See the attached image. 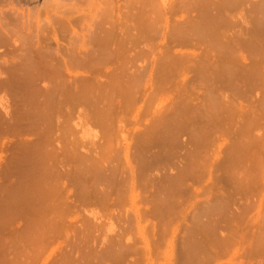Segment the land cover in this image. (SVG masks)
Listing matches in <instances>:
<instances>
[{
	"label": "rangeland",
	"instance_id": "obj_1",
	"mask_svg": "<svg viewBox=\"0 0 264 264\" xmlns=\"http://www.w3.org/2000/svg\"><path fill=\"white\" fill-rule=\"evenodd\" d=\"M0 1L10 2L12 5L14 4L12 7L10 4V7H14V10L16 9L18 11L19 9H22L24 12L30 11L29 13H32L33 15L36 12H40V10H42L43 8L42 5L44 6L43 0ZM128 1H131V3ZM212 2L213 4H210ZM54 3L58 4L57 6L62 8L67 16L69 12H73V10H69L74 9L73 14L71 13L73 18H71L72 16L70 17L69 15V18L71 19L68 18V23L71 25L72 29L76 31L79 37H81L82 34L85 33L87 24L91 23L92 20L96 23L103 20V23L105 25L107 23L106 21L110 9L113 11V21L117 25L116 32H119L121 30L123 33L125 28L122 21L124 20L121 17L127 16L128 19L126 27H129L127 29L129 30V33H127L126 31L125 33L131 35L129 36L130 38L127 36V40L129 39L128 43L131 44V55L127 60L128 64H126L127 69L125 72V76H132L133 78L131 77V80L133 79L134 81L135 79H137V75L139 74L138 77L140 81L139 79H137V83L134 81V84L136 83L134 87L131 85L132 87L129 86V88H124L125 90L128 89L127 92H129L131 88L132 90L134 89L133 91H131V97L133 96L134 98H136V102L128 107L126 103L128 101L129 103L131 102L129 96L130 93L128 95V93H126L124 89H122V87L119 88L118 86H116L118 87V89L122 90V92L126 93V96L124 93H121L120 95V92L116 87L108 84L116 76L118 77L121 75H119V72L116 69L118 67L117 65L121 61V58L119 60L115 59L111 62L112 64H108V68L106 66L105 68H102V70L104 71H101V69H96V73L93 72L95 69H92L93 71H89V68H68L69 70L67 72H62L64 75L62 76V78L64 77L65 79H67V81H74L77 85H82L83 79H91V82L88 80L91 84L95 83L94 80L96 79V83H100L99 87H97L98 85L96 86L95 84L92 85H95L94 88L97 89H95V94H97L99 99L103 98L102 104L104 105V107L107 108L109 101L112 100L111 98H109V96H107L112 92L111 95H113V101H118L120 105L117 106V108L120 109H117V112H112L111 117L109 116L110 118L107 117L105 118L106 120H101L99 114L94 112L95 107L90 104L85 105L84 103L86 107H84L83 104H81L82 106L73 105L75 108L78 107L76 108V110L78 109V111H76L70 103H68L69 105H65L67 106L64 107L65 109L67 108V110L69 111L72 110L73 112L71 113L73 114L75 112L76 114L71 115L72 117L68 115V121H66L67 117L66 119L65 117H62L64 123V125L62 123V130L65 128V131L61 132L65 133H59L63 136L60 135L61 137H59V135H57L56 137L58 138L53 136L55 137V140L53 141V143H51V145L49 144L48 146L53 149V151L59 150L57 145L62 146L61 151L63 152H61L60 154H63L62 156H64V158H62L64 160L60 156L59 157L63 160V171L65 176L63 175L64 179L62 178L63 176L61 177L62 181L59 179V183L63 184L62 199L66 202V208L65 206H63L64 208L62 207V209L60 208L61 210L59 208H56L55 213L58 214L56 215V217L58 218L60 214V220L56 221L58 222L56 223L57 225L54 224L57 227L53 226L46 229L48 230V232L50 231V234L46 233V235H48L45 236V238H49V242L46 243L45 246L43 244L35 245L36 247H40L36 248L34 246L35 248L33 247V250L30 249L34 253L29 250V255L32 256L31 264H264V83H262L261 81L258 82L257 74H253L255 76L253 77L254 79L251 78L253 75L250 74V71L252 69L255 70L257 68L255 71H259L261 66L263 67H261L260 70L264 72V50L261 51L264 47L260 48V45H257L255 46V48L253 47L254 50H252L253 48L251 46V49L247 45L245 48L243 47L244 44L238 43L239 47L237 46V48H239V50L236 48L235 51L238 52L239 57L242 55L244 56V54L248 50L249 51L245 54V60H241L242 62H237L239 60L237 59L236 62L241 63V65L244 64L248 67H245L244 65L240 67V64H238L239 66L235 67V61L231 60L232 58H229L231 62H234L233 65V62L231 63L230 61H227L228 57L230 56H226V61L231 63H229V65L234 66H231L233 68L232 69L229 65H227V62V64L225 63L226 57H224V54L228 52L225 51V53L222 54L224 52V47L222 48V53H220L221 47L216 46L217 51L213 48L216 51L215 52L212 49L214 52L213 53L212 51H209L211 48L208 50L206 44H210L209 42L212 40V36H214L215 34H218L217 37H224L223 39L227 40L228 38L230 39L234 37V35L235 38L239 36L237 32L239 33L240 31V34L243 36V38H246L245 36L247 33L249 35L248 39H253L254 34L256 35L254 39H256L258 35L259 37L261 36V39H264V0H56L54 1ZM57 6L55 10L58 9V13L60 11H63L62 9L59 10V7L57 8ZM212 11L214 12L211 13ZM40 13L41 14L39 15L38 19L32 18L33 16L31 14L32 22L30 23H32V29H35V25L37 26L38 22L42 23V21L45 19L46 16L43 10ZM65 14H60V16L58 15V17L61 19V17H64ZM49 15L50 14H48V18ZM53 15H50L49 20L52 21L51 23L53 24V26H55V28L56 26L58 28L57 23L60 19H56L57 16ZM52 17H55L54 23V19H52ZM221 17L222 19H224L222 20ZM82 18L84 20H82ZM40 19L43 20L39 21ZM226 19L229 20V22H225L224 20ZM35 20H37L38 22H36ZM64 21H62V23L64 22L63 24H65L66 26V19ZM44 22L45 21H43L42 24H44ZM229 23L232 24V27L229 25ZM17 24L18 23H16L15 26ZM233 24H235L237 28L234 27ZM175 25L177 26L175 27ZM199 25L200 29L202 30L199 29ZM120 26H122V28L124 29L122 30ZM119 27L120 29H118ZM212 27H214L213 29L216 28V30L209 31V29H212ZM14 29L17 28L14 27ZM189 29L191 30V33ZM217 29H219L220 31H217ZM207 32L209 34H206ZM242 32H245V36L244 34H242ZM251 32L253 33L252 36H250L249 34ZM125 33L123 34V36L119 32V37L121 36L124 39ZM202 34L205 35V38ZM209 35L211 37H209ZM231 35L233 36L230 37ZM64 36H62V38L61 36L58 37L60 38L58 44L52 42L53 44L51 46L53 48H56L55 46H58V50H64V47L66 49L68 45L67 40L69 38V35L66 34ZM201 36L203 37V40L200 42ZM206 38L207 41L205 40ZM260 38L256 39L259 40V43L263 41ZM181 40L184 44L181 42ZM255 41L253 42V44L255 43ZM202 42L205 43L203 44ZM257 43L258 41H256L255 45ZM263 43L261 44L264 45ZM256 47H258V50H256L257 52H255ZM259 48L261 49L260 51ZM240 49H242L241 52ZM245 49L246 52L243 51ZM2 50L5 51V47H3ZM59 52L61 53V51ZM240 53L243 54L241 55ZM206 54H208V57L210 56L209 58L213 59V62H216L217 60L219 61L221 59V63V61L224 60L223 62L225 63V65H227V67L229 66L232 69V76L237 69L238 71L235 72L233 77H236L238 81L233 80V78V83L231 82L232 84L229 83L228 85L227 79H225L226 75L224 78L223 75H220L223 73L219 72L217 69L216 70L220 74H218L219 76L216 77L217 71L214 70L213 73L209 70L210 68L213 69V67L220 64L216 62L218 63V65H213V67H209L208 69V71H210L209 75L212 83L205 84L204 87L202 85L204 84V81L201 82L200 79L196 77L198 72L196 69V65L198 67L200 66V64L198 63H203ZM216 55H219L218 58H216ZM247 57L250 58L247 59ZM254 58L256 59L255 61H253ZM261 58L263 59L261 60ZM177 61L180 62L179 65ZM256 61H259L260 63ZM250 63L252 65L253 63L256 65H253L251 69L249 68V65L250 67L252 66ZM176 64L181 67L183 65L185 66V70H181V73L183 72V75L180 73L179 67ZM218 67H221V65ZM239 67H244L246 68V70L242 68L243 71L241 72V69H239ZM249 69L250 71L248 72ZM222 70L223 69H221L220 71ZM177 71L179 73H177ZM245 71H247V73ZM243 72H245L246 74L249 73V76H247L248 79L246 77V74H243ZM167 73H169L170 75H168ZM111 74L113 75V77H111ZM162 74L169 77V79L167 77L168 80L166 79L167 82L166 80H161L162 77L164 79V75ZM214 74L216 76H214ZM241 76L243 79L241 78ZM215 77L217 78V81L215 80ZM219 77L222 79H219ZM240 78L242 81L239 80ZM245 78L247 80L244 81ZM198 80L200 82H198ZM220 80L222 81L219 82ZM80 81H82V84L80 83ZM158 81H164L165 83ZM234 81L236 82V84L234 83ZM43 82L44 80H39L37 82V84L39 83V86H37L41 87L39 89L44 90V87L48 86V81H45L44 84ZM218 83L219 86L217 85ZM223 83L226 86H224ZM234 84L236 87L241 84L239 86L240 88H236ZM231 85H233V87ZM9 86L10 85L0 87V100L2 101V108L0 107V216L2 215L0 219V264H6L7 261L4 260H9L12 257H24L26 255V253L28 252V246L21 242L22 239L20 241V237L23 236H21L22 232L23 234L25 233L24 235L29 232V222L31 224L32 219L34 220L33 222H35V216L37 215H32V212H29L28 210L27 212L23 208L16 209L10 205L3 206L5 197L7 195V201H10V203L13 201V199L9 200V198H11L14 193L12 194L11 192L10 194L6 195V193H9L6 185L11 183V181L18 182L22 179L25 180L26 176L23 172H25L24 170H26V165L32 164V167L35 166L37 168V163L43 161L42 159L44 158L40 156V153L47 147L44 146L45 143L43 144L44 147H35L37 144L39 145L40 143H42V140H44L43 137L45 136L44 134H42L43 126H41L38 121L35 120L36 117L29 116V114L26 115L23 109L25 108V106H27L26 104H23V101H25L24 99L27 98L26 96H28L30 92L27 91L25 84L17 86L12 85L13 87ZM112 86L113 90L115 89V91H110L111 89H108ZM234 88L237 89V92H235L236 89ZM238 89L240 91H238ZM208 91L209 93H213L214 95L212 94V96L208 93ZM113 92H115V94ZM122 94L124 96H122ZM204 94H206L207 96ZM221 94L225 95L222 97ZM210 95L213 99L216 97L214 99L215 101H217L218 96L219 102H217L218 106L216 109H219L218 107H221L220 105L223 106V103H225L226 106V103L228 102V107L242 106L248 114L245 112L243 113V111L239 112L240 110L237 111L234 107H232L234 108V110L232 109L230 111L231 108H228L226 106L229 109V113L228 109L224 106L223 109L227 110H224L225 112H222L223 109L221 107L218 111L219 113L221 111L222 114L220 113L219 116V113H216L218 111H215V109L212 114H209L210 118H208V122L211 123L212 128L207 120H205L206 118L198 117V121H194L195 117L189 114L193 122L190 121V118H188L189 115L187 116L188 113L186 115L184 114L186 111L183 113L186 117H182L183 114L182 116L180 114L179 117H177V114L173 116V114L178 112V107L184 104L183 101L186 100L190 102L194 107L196 106V104L201 105L202 102L203 104H206L209 101H213ZM219 98L223 100H219ZM231 102H233L232 105L229 104ZM99 103L101 104V101L98 102V104ZM207 105L208 104H206V106ZM79 106L81 107V109L79 108ZM126 106L128 108H126ZM193 107L192 109L195 108ZM115 108L116 107H114V109ZM3 109L6 110L4 111ZM249 109L253 111L251 112ZM181 110H183V106ZM174 111L176 112L174 113ZM87 113H89L90 116ZM250 113H253L254 115L250 116ZM216 114L218 115L217 117H219L218 119H216L217 117L215 118L214 116ZM176 117L179 120H182L183 118L184 121L182 120V123L180 124V121L177 120ZM185 118L189 120L188 123L186 122L187 119L185 120ZM252 118L257 121V124L259 122L257 126H251L250 119ZM200 119H203L202 121L205 120V124H207L204 126ZM215 119H220V121H216ZM185 122L187 123V125H184ZM245 122L249 123V125L253 128L247 126V123ZM193 123H195V125ZM234 124L237 125L235 126ZM188 125L191 131H188ZM207 125L210 126V131L209 126ZM68 127L72 130L69 131L67 129ZM247 129H249L248 132ZM204 130L209 132L207 133ZM242 130H245L246 134ZM193 131L194 133L196 131L195 135H191V132L193 133ZM236 135L238 136L236 137ZM239 135H242L243 138L242 136L240 138ZM192 136H194L195 138ZM239 141L241 143V147L240 145H238ZM202 144H204V146ZM190 147H192V150L194 151H196L197 149L201 150L199 154L197 152H194L195 159L191 162L189 160V163H187V160L186 163L187 165L190 164L189 166H192L196 163V161H200V164H198V166L200 165L199 167L196 165L194 168H192L185 165V160L187 159V157L186 153L183 152H185L184 150L186 149L191 150ZM238 150H240V152H238ZM232 151L235 153L238 152L239 157L237 158V153L231 154L233 153ZM207 152L210 154H208ZM138 153H143L142 156L144 157L143 159L141 158L142 160L140 158H137ZM196 153L198 154V156L196 155ZM232 155L234 158L232 157ZM20 156H22L23 158ZM196 156L199 158H197ZM184 157H186V159ZM202 157L204 160L202 159ZM210 158L211 161H209ZM236 158H241V161L240 159L238 161ZM201 161H205L206 163L204 162L202 164ZM55 163L56 160L54 161V164ZM228 165H230V167ZM184 166L186 168H183ZM112 168H114L113 171L115 172V174L114 177L112 176L113 179L111 180L110 174L112 172ZM13 169L16 171H14ZM183 169L187 170L184 171ZM202 169L204 170V172ZM34 170L36 169L34 168ZM116 170L119 172L116 173ZM131 172L133 174L132 176H134L133 179H131ZM178 173H180L181 175ZM235 173L238 177L234 175ZM21 175H24L25 177L22 176L23 178H21ZM190 175L193 176L189 177ZM239 178H241L242 180L239 181ZM110 180L112 182H110ZM236 180L238 181L235 182ZM184 181L187 182H185V185ZM180 182L181 184L179 185ZM238 182L240 185L236 184ZM133 184L134 186L132 187ZM219 200L223 201L224 203H220ZM218 202L221 206L218 204ZM228 205H231L230 208ZM213 206H216V208H214ZM6 207L11 208L6 211ZM211 207H213L212 209H214V211L211 209ZM224 209H226V211ZM57 211L60 212L57 213ZM207 211L209 215L208 217L206 215ZM61 213L64 214L62 215ZM221 213L224 215H220ZM19 215L21 218L19 217ZM219 215L221 217H218ZM53 216L55 215L53 214ZM228 216L229 220L226 218ZM209 217L212 218L211 221L209 220ZM27 218H30L31 220L29 221L27 220ZM223 218L225 219L223 220ZM225 220L231 222L227 223V221ZM207 221L208 223L206 224ZM212 222L214 223L212 224ZM209 223L211 224V226L209 225ZM205 224L210 226L211 229ZM216 224L218 225L217 227H215ZM212 225H214L213 228H216L214 230L215 232H217V234H215L217 236L221 235V238L218 237L219 240L223 238L222 243L221 240L220 242L218 241L219 243L217 242L218 238L216 242L213 240V238L217 236H214V234H210L213 230ZM223 226L224 229L227 227L230 228L221 230V227L223 228ZM203 228L207 230L206 231L204 229L206 231L204 233L206 234L202 233L204 231ZM200 231L202 233H200L201 235L198 234ZM15 233H17L16 235L19 239L15 237ZM193 233H195L194 235L198 239H193ZM196 234L198 236H196ZM205 235H207L206 243L209 241L210 237L212 238V240L210 241L212 242V244L210 246L208 244L205 245V241H203L205 240ZM228 235L230 236V240H235L236 246L234 245L233 247H226V245L224 244V240H229V238L225 239L226 237H228ZM256 239L262 241H259V243H261L260 246H257V242L255 241ZM17 240L22 244L18 243ZM15 241L17 243H15ZM213 241L215 242V244L213 243ZM118 242H120V245H118ZM198 242H201L204 245L197 244ZM189 245L190 247L188 248ZM206 246H208V248L210 249L213 248L212 250L207 251L209 254L211 253V257L213 260L207 258L209 256L206 255H204L205 257H203L202 254L203 250L205 249L202 248H205ZM125 248H127V250L130 248L129 250H132L133 252L135 251V253H129L130 251L127 253V250H124ZM190 248L192 254L190 253ZM197 249L199 250L200 254L197 252ZM206 250L208 249L206 248ZM23 251L26 253H24ZM116 251H118L119 253H115ZM211 251L213 252V254ZM193 253H195V255ZM203 258H207L209 259L208 261L211 262L209 263L207 260L204 261L205 259Z\"/></svg>",
	"mask_w": 264,
	"mask_h": 264
},
{
	"label": "bare ground",
	"instance_id": "obj_2",
	"mask_svg": "<svg viewBox=\"0 0 264 264\" xmlns=\"http://www.w3.org/2000/svg\"><path fill=\"white\" fill-rule=\"evenodd\" d=\"M9 1V0H8ZM13 1V0H12ZM29 1V0H28ZM44 1V6L42 5V10H43V12H44V14H45V19L43 20V21H45L44 22V24H42L43 23V21L40 19L39 21H42V23H40V22H38L37 20H35L36 22H38L37 23V26L35 25V29H32V26H31V24L32 23H30V22H32L31 21V19L32 18H34V19H38L39 18V15L41 14L40 12L42 11V10H40V12H36L34 15L32 14V13H29V12H24L22 9H19V10H21V11H17L16 9L14 10L13 8H11L13 5L10 3V2H6V1H0V48H2L3 49V47H5V51L4 50H2V49H0V87H2V86H7V85H10V86H12V85H22V84H25V87H26V89H27V91H29L30 92V94H28V96H26L25 98L26 99H24L25 101H23L24 103L23 104H26L27 106H25V108H23L24 109V111H25V114L27 115V114H29V116H34V117H36V119L35 120H37L38 121V123L41 125V126H43V130H42V134H44V136L45 137H43L44 138V140H42L43 142L42 143H40L39 145L37 144L35 147H40V146H42V147H44V146H47L41 153H40V156H42V157H44L42 160L43 161H40L39 163H37V168L35 167V166H33L32 167V164H29V165H26V167L25 166H23V167H25L26 168V170H24L25 172H23V173H25V176L24 175H21V178H23L22 176H24L25 177V180H19L18 182H15V181H11V183H9V184H7L6 186H7V190L9 191V193H6V195L7 194H10L11 192H12V194H13V196L12 197H14V198H12L11 196V198H9V200L10 199H13V201L10 203V201H7L8 200V195L5 197V200H4V204H3V206H8V205H10V206H13L14 208H23V209H25L26 211L28 210L29 212H32L31 214L32 215H36L35 216V219H36V221L35 222H33L34 220L32 219H30V218H27V220H31L32 222H31V224H30V222H29V232L26 234V235H24L23 234V232H22V229H21V232H22V234H21V236L22 237H20L19 235V237H20V241H21V239H22V243L23 244H25V245H27L28 246V252L26 253V252H24V253H26V255L24 256V257H17V258H10L9 260H4V261H7L8 262V264H31L32 263V256H30L29 255V250L30 249H34L36 246L35 245H38V244H43L44 246H45V244L46 243H48L49 241H48V239H47V237L45 238V236H47L46 235V233H49L48 232V230H46L47 228H49V227H53V226H56L57 224L56 223H58V222H56L57 220H60V218H59V216H60V214H59V216H58V218L56 217V215H58V214H56L55 213V210H56V208H61L62 209V207L63 206H65V204H66V202L62 199V191H63V188H62V186H63V184H61V183H59V179L62 181V179H61V177L64 175V171H63V158H64V156H62L63 154H60L61 152H63V151H61V148H62V146H60V145H57L58 146V148H59V150L58 151H53V149H51L48 145L50 144L51 145V143H53V141L55 140V137L57 136V135H59V137H61V136H63L62 134H64V133H62L63 131H65L64 129L62 130V123H63V118L65 117V119H66V117H67V119H66V121H68V115L69 116H71V115H73V114H76L75 112L72 114L71 112H73L72 110L71 111H69V110H67V108L65 109L64 107H67V106H65L66 104H68V103H70V104H72V106L73 105H76V106H78V105H80V106H82L81 104H83L84 105V103H85V105L86 104H90V105H92V106H94L95 107V109H94V112L95 113H97V114H99V116H100V118H101V120H103V119H105V118H107V117H111V114H112V112H114V111H116L118 108H117V106H119L120 104L118 103V101L116 102V101H113V95H111L112 94V92H111V96L110 95H107V96H109V98H111L112 100H110L109 101V104L107 105L108 107L107 108H105L104 107V105L102 104V99L103 98H100L99 99V97L97 96V94H95L96 92V88H94L95 87V85L97 86V87H99V85H100V83L98 84V83H96L97 81H95L94 80V78H93V80H94V82L95 83H92V84H95V85H92L90 82V80L89 79H86V80H84L83 79V84H82V81H80V83L82 84V85H77L74 81L72 82V81H67V79H65L64 77V79L62 78V76H64L63 75V71H65V72H67L69 69H71V68H77V69H79V68H89L88 70L90 71V70H92L93 72H95L96 71V69L98 70V69H101V71H104V70H102V68H105V66L107 67L108 66V64H112L111 62L112 61H114L115 59L117 60H119L120 58H121V61H120V63L117 65L118 67L116 68L117 70H118V72H119V75L120 76H116L114 79H112L111 80V82H109L108 84H111V85H113L114 87H116V86H118L119 88H121L122 87V89H126L127 87L129 88V86L130 87H134V85L138 82V80L137 79H139V77H138V75H137V79H135L134 81L136 82L135 84H134V81H133V79L131 80V77H128V76H125V72H126V69H127V65L126 64H128L127 63V60L129 59V57H130V43H128V40H127V36L129 37V36H131V35H128L127 33H129V30H127L128 28L126 27V23H127V16H123V17H121L124 21H122L123 23H124V28H125V30H124V32L122 33V31L120 30L119 32H120V34H124L125 33V31L127 32V33H125V38L123 39L121 36L119 37V32H116V27H117V25L115 24V22L113 21V16H112V14H113V11L110 9V11H109V13H108V17H107V23L104 25V23H103V20L101 21V22H95V21H91V23H89V24H87V26H86V31H85V33L84 34H82V36L81 37H79L78 35H77V33H76V31H74V29H72V27H71V25L68 23V21H69V19H71V18H73V16L71 15V13L73 14V12H74V9H71V10H69V9H67V10H69V11H72L73 10V12H69L68 13V16H67V14H65L64 13V10L62 9V8H60L59 6H57L58 4H56V3H54V1H56V0H43ZM64 1V0H63ZM74 1V0H73ZM127 1V0H126ZM128 2H130L131 3V1H128ZM214 2V1H213ZM213 2L212 3H210V4H213ZM112 3V2H111ZM133 3V2H132ZM178 3H180V2H178ZM221 3H223V2H221ZM241 3V2H240ZM10 4H11V7H10ZM62 4V3H61ZM180 4H182V3H180ZM185 4V3H184ZM200 4V3H199ZM204 4V3H203ZM60 5V4H59ZM111 5V4H110ZM238 5V4H237ZM56 6H57V8L59 7V10L60 9H62L63 11H60L59 13L57 12L58 11V9L57 10H55L56 9ZM112 6V5H111ZM70 7V6H69ZM186 7V6H185ZM188 7V6H187ZM224 7H226V6H224ZM66 8V7H65ZM228 8V7H227ZM261 8V7H260ZM49 10H50V12H49ZM67 10H66V13H67ZM77 10V9H76ZM182 10V9H181ZM79 11V10H78ZM106 11V10H105ZM226 11V10H225ZM77 12V11H76ZM75 12V13H76ZM214 11H212L211 13H213ZM221 12V11H220ZM52 13V14H51ZM74 13V14H75ZM216 13V12H215ZM219 13V12H218ZM225 13V12H224ZM31 14H32V18H31ZM48 14H50L51 16L54 14V15H56L57 17H56V19H58L59 17H58V15L60 16V14H65V16L63 17L62 15V17H61V19L58 21V28H57V26H56V28H57V30H56V28H55V26H53V24L51 23L52 21L51 20H49L50 19V15H49V18H48ZM126 14V13H125ZM53 15V16H54ZM69 15H70V17L71 18H69ZM76 15V14H75ZM107 15V14H106ZM128 15V14H127ZM219 15V14H218ZM35 16V17H34ZM99 16V15H98ZM201 16V15H200ZM214 16V15H213ZM221 16V15H220ZM67 17V18H66ZM147 17V16H146ZM148 17H150V16H148ZM41 18V17H40ZM55 17H52V19H54ZM69 18V19H68ZM80 18V17H79ZM220 18V17H219ZM66 19V22H67V24H66V26H65V24H63ZM87 19V18H86ZM91 19V18H90ZM214 19V18H213ZM221 19H222V17H221ZM224 19V18H223ZM222 19V20H223ZM73 20V19H72ZM80 20V19H79ZM82 20H84L83 18H82ZM148 20V19H147ZM54 21H55V19L53 20V23H54ZM62 21H64L63 23H62ZM86 21V20H85ZM89 21V20H88ZM152 21V20H151ZM225 22L227 21V22H229V20H224ZM248 21V20H247ZM56 22H57V20H56ZM55 22V23H56ZM77 22V21H76ZM192 22V21H191ZM195 22V21H194ZM240 22V21H239ZM264 22V21H263ZM16 23H18L16 26H15V24ZM151 23V22H150ZM201 23V22H200ZM85 24V23H84ZM173 24V23H172ZM191 24V23H190ZM196 24V23H195ZM216 24V23H215ZM227 24V23H226ZM237 24V23H236ZM34 25V24H33ZM128 25V24H127ZM178 25V24H177ZM177 25H175V27L177 26ZM187 25V24H186ZM204 25V24H203ZM224 25V24H223ZM229 25L231 26L232 24L231 23H229ZM238 25V24H237ZM18 26V27H17ZM51 26V27H50ZM67 26H68V28H67ZM78 26V25H77ZM122 26H123V24H122ZM122 26H120L121 28H122ZM149 26H151V25H149ZM180 26V25H179ZM183 26V25H182ZM189 26V25H188ZM187 26V27H188ZM196 26V25H195ZM229 26V27H230ZM233 26L234 27H236L237 28V26L235 25V24H233ZM256 26V25H255ZM14 27L15 28H17V29H14ZM83 27V26H82ZM120 27L118 28V29H120ZM172 27V26H171ZM190 27V26H189ZM199 27V29H200V25L198 26ZM224 27H226V26H224ZM232 27V26H231ZM262 27V26H261ZM70 28V29H69ZM80 28V27H79ZM124 28H122V30L124 29ZM178 28V27H177ZM214 27H212V29H209V31L211 30V31H213V30H216V28L215 29H213ZM220 28V27H219ZM50 29V30H49ZM180 29V28H179ZM182 29V28H181ZM184 29V28H183ZM254 29V28H253ZM257 29V28H256ZM151 30V29H150ZM190 30V29H189ZM200 30H202V29H200ZM219 29H217V31H218ZM240 30V29H239ZM205 31V30H204ZM208 31V30H207ZM220 31V30H219ZM225 31V30H224ZM250 31H252V30H250ZM250 31H248V32H250ZM256 31V30H255ZM68 32V33H67ZM159 32V31H158ZM187 32V31H186ZM241 32V31H240ZM240 32L238 33L237 32V34L239 35V36H237L236 38H235V35H234V37H232L233 35H231L230 37H232V38H228L227 40H224L222 37H217V35L218 34H211V35H214V36H212L213 38H212V40L211 39H209V40H211L209 43V45L211 46H209L208 45V43H206L207 44V47H208V50L211 52H213V50L215 49L216 51H217V47H221L220 48V50H221V52L220 53H222V51L224 50V52L222 53V54H224L225 53V51L226 52H228V53H226V54H224L225 56L224 57H228V56H230V57H228V60H227V57H226V59H225V63L227 62V61H230L231 62V60H233V61H235V65H234V62H233V65L236 67V66H239L238 64H240V67L241 66H243V65H241V63H237V62H242L241 60H245L244 59V57H245V54L249 51H247L246 52V49L245 50H243V51H245L246 53L244 54V56L242 55L243 53H240L242 56H240L239 57V54H238V52H236L235 51V49L237 48V46L239 45V44H244L243 45V47H245L246 48V45L247 46H251L252 48L254 47L255 48V46H259L260 45V48L262 47H264V45H262L261 43H263V41H264V39H261L260 37H259V35H258V37L256 38V39H261V40H263L262 42H260L259 43V40H256V39H254L255 37H256V35L254 34L253 35V33L251 34V33H249L250 34V36H252L253 35V39H248V34L246 33V36H245V32L243 33L242 32V34H244V36L246 37V38H243V36L240 34ZM142 33H144V32H142ZM146 33V32H145ZM172 33V32H171ZM170 33V34H171ZM190 33H191V30H190ZM215 33V32H214ZM217 33V32H216ZM66 34H68L69 36V38H68V42H67V47H66V49H65V47L63 48L64 50H58V46H55L56 48H53L51 45L53 44V43H55V44H58V41H59V39L60 38H58V37H60L61 36V38H62V36H64V35H66ZM186 34V33H185ZM206 34H209L208 32L206 33ZM236 34V33H235ZM80 35H81V33H80ZM197 35V34H196ZM202 35H204V34H202ZM124 36V35H123ZM139 36V35H138ZM145 36V35H144ZM65 37V36H64ZM153 37V36H152ZM185 37V36H184ZM209 37H211L210 35H209ZM130 38V37H129ZM135 38V37H134ZM145 38V37H144ZM155 38V37H154ZM176 38V37H175ZM203 37L201 36V40H200V42L203 40L202 39ZM204 38H205V35H204ZM216 38V39H215ZM250 38H252V37H250ZM264 38V37H263ZM183 39H186V38H183ZM193 39V38H192ZM226 39V38H225ZM136 40V39H135ZM194 40V39H193ZM206 41H207V38L205 39ZM258 41V43L255 45V43H256V41ZM205 41V42H206ZM255 41V43L253 44V42ZM53 42V43H52ZM181 42L183 43V41L181 40ZM185 42V41H184ZM190 42H191V39H190ZM199 42V41H198ZM205 42H202L203 44L205 43ZM239 43V44H238ZM63 44V43H62ZM184 44V43H183ZM264 44V43H263ZM65 45V44H64ZM262 45V46H261ZM213 46H215V47H213ZM217 46V47H216ZM145 47V46H144ZM224 47V49L222 50V48ZM239 47V46H238ZM243 47H241V48H243ZM251 47H250V49H251ZM6 48H7V50H6ZM147 48V47H146ZM214 48V49H213ZM225 48H227V49H225ZM248 48V47H247ZM254 48L252 49V50H254ZM259 48V51L261 50ZM213 49V50H212ZM219 49V48H218ZM238 50H239V48H237ZM249 49V48H248ZM207 50V51H208ZM214 50V51H215ZM219 50V51H220ZM241 50L242 49H240V52H241ZM256 50H258V47H256V49H255V52H257ZM264 50V48L261 50V51H263ZM59 51H61V53L59 52ZM64 53H63V52ZM166 51V50H165ZM170 51V50H169ZM208 51V52H209ZM215 51V52H216ZM219 51H218V53H219ZM251 51V50H250ZM258 51V52H259ZM253 52V51H252ZM251 52V53H252ZM214 53V52H213ZM217 53V54H218ZM230 53V54H229ZM261 53V52H260ZM259 53V54H260ZM263 53V52H262ZM62 56H61V55ZM150 54V53H149ZM169 54V53H168ZM228 54V55H227ZM249 54H250V52H249ZM248 54V55H249ZM254 54H258V53H254ZM65 55V56H64ZM208 54H206V56H205V59H204V61H203V63H198V64H200V66H198L197 67V65H196V63H195V65H196V69H197V78H199L200 79V81L202 82V81H204L203 83L204 84H202L203 86L205 85V84H211L212 83V81H211V79H210V71L211 72H213L214 73V70H218L219 72H221V73H223V74H220V73H218V71L216 72V74H217V76L214 74V76H216V77H218L219 75L218 74H220V75H223V77L225 78V75H226V78L225 79H227V84L229 85V83L230 84H232L233 83V80H235V81H238L237 79H236V77H233L234 76V74H235V72H237L238 70L236 69L235 70V72H234V74H233V76H232V67H234V66H232V65H229V63L230 62H227L226 64L227 65H229L228 67H227V65H225V63L223 62V61H221V63H220V60L218 61H216V62H218V63H220L219 65H218V63H216V62H213V59L212 58H209L208 56H207ZM165 56H166V54H165ZM219 56V55H218ZM218 56L216 55V58H218ZM247 56V55H246ZM250 56V55H249ZM255 56V55H254ZM258 56V55H257ZM256 56V57H257ZM58 57H60V58H58ZM170 57H171V55H170ZM174 57V56H173ZM215 57V56H214ZM220 57H221V55H220ZM223 57V58H224ZM57 58H58V61H57ZM137 58V57H136ZM204 58V57H203ZM229 58H232L231 60L229 59ZM248 58H250V57H247V59ZM253 58V57H252ZM168 59V58H167ZM185 59V58H184ZM211 59V60H210ZM236 59V60H235ZM237 59H239L238 61H237ZM260 59V58H259ZM263 58H261V60H262ZM134 60V59H133ZM164 60V59H163ZM174 60V59H173ZM172 60V61H173ZM179 60V59H178ZM201 60V59H200ZM200 60H198V61H200ZM216 60V59H215ZM227 60V61H226ZM250 60V59H249ZM251 60H253V59H251ZM256 59L254 58V60L253 61H255ZM162 61V60H161ZM170 61H171V59H170ZM187 61V60H186ZM237 61V62H236ZM252 61V62H253ZM117 62V61H116ZM129 62V61H128ZM168 62H169V60H168ZM178 62V61H177ZM231 62V63H232ZM243 62H245V61H243ZM251 62V63H252ZM256 62H259V61H256ZM256 62H254V63H256ZM181 63H182V61H181ZM215 63V64H214ZM224 63V64H223ZM230 63V64H231ZM250 63V64H251ZM253 63V65H256V64H254ZM260 63V62H259ZM258 63V64H259ZM164 64V63H163ZM180 64V62H178V65ZM223 64V65H222ZM133 65V64H132ZM171 65V64H170ZM169 65V66H170ZM177 65V64H176ZM175 65V66H176ZM177 65V66H178ZM183 65V64H182ZM193 65V64H192ZM213 65H218V66H220L221 65V67H218V66H215V67H213ZM252 65V64H251ZM253 65L250 67V65H249V68H251L252 69V67H253ZM73 66V67H72ZM135 66V65H134ZM225 66V67H224ZM245 66V65H244ZM110 67V66H109ZM179 67V70H180V73H181V70L183 71V70H185V66L183 65L182 67L181 66H178ZM195 67V66H194ZM209 67H213V69L212 68H210L209 69ZM218 67V68H217ZM239 67V69H241L240 71L242 72L243 70H242V68H244V67H242V68H240ZM245 67H248V66H245ZM261 67H263V66H261ZM261 67H260V69H261ZM69 68V69H68ZM108 68V67H107ZM174 68V67H173ZM177 68V67H176ZM189 68V67H188ZM238 68V67H237ZM135 69V68H134ZM137 69V68H136ZM159 69V68H158ZM162 69V68H161ZM166 69V68H165ZM178 69V68H177ZM176 69V70H177ZM196 69H195V71H196ZM208 69L210 70V71H208ZM221 69H223L222 71H220ZM231 69V70H230ZM245 70H246V68H244ZM248 69V68H247ZM257 69V68H256ZM255 69V70H256ZM259 69V71H255L254 69H252L251 71H250V69L248 70V72L250 71V74H257L258 75V78H257V80H258V82L259 81H261L262 83H264V72L262 71V70H260ZM263 69V68H262ZM76 70V69H75ZM86 70V69H85ZM138 70V69H137ZM171 70H172V68H171ZM178 70V71H179ZM191 70V69H190ZM200 70V71H199ZM254 70V71H253ZM100 71V70H99ZM160 71V70H159ZM177 71V73H179ZM188 71V70H187ZM194 71V70H193ZM192 71V72H193ZM63 72V73H62ZM112 72V71H111ZM113 72H114V70H113ZM133 72V71H132ZM176 72V71H175ZM186 72V71H185ZM246 73H247V71H245ZM245 72H243V74L245 73ZM96 73V72H95ZM172 73V72H171ZM174 73V72H173ZM183 73V72H182ZM181 73V74H182ZM225 73V74H224ZM245 73V74H246ZM168 75H170L169 73H167ZM180 74V75H181ZM249 74V73H248ZM248 74H246V77L247 76H249ZM112 75V74H111ZM162 75H164V74H162ZM183 75V74H182ZM198 75H199V77H198ZM252 76L251 78L252 79H254L253 77H255V76ZM93 76H94V74H93ZM97 76V75H96ZM251 76V75H250ZM111 77H113V75L111 76ZM134 77H136V76H134ZM167 75H164V79H163V77L161 78V80H166L167 79ZM171 77V76H170ZM195 77V78H196ZM215 77V78H216ZM222 77V76H221ZM222 77V78H223ZM228 77V78H227ZM240 77V76H239ZM91 78V77H90ZM95 78H97V77H95ZM133 78V77H132ZM214 78V77H213ZM222 78H220L219 77V79H222ZM234 78V79H233ZM238 78V77H237ZM241 78H242V76H241ZM241 78L239 79L240 81H242L241 80ZM250 78V77H249ZM250 78V79H251ZM168 79H169V77H168ZM167 79V80H168ZM233 79V80H232ZM243 79V78H242ZM247 79H248V77H247ZM246 78L244 79V81L245 80H247ZM251 79V80H252ZM256 79V78H255ZM260 79V80H259ZM39 80H44V82H43V84L45 83V81H48L49 82V84H47L48 86H46V87H44V90L43 89H39V88H41V87H38L39 86V83L37 84V82L39 81ZM73 80V79H72ZM90 82H89V81ZM98 80V79H97ZM110 80V79H109ZM137 80V81H136ZM167 80H166V82H167ZM216 81H217V78L215 79ZM232 80V81H231ZM99 81V80H98ZM139 81H140V79H139ZM164 81H158V82H163V83H165ZM199 80H198V82H200ZM215 81V82H216ZM222 80H220L219 82H221ZM234 81V83L236 84V82ZM40 82H42V81H40ZM85 82V83H84ZM93 82V81H92ZM194 82V81H193ZM232 82V83H231ZM249 82V81H248ZM78 83H79V81H78ZM225 83V82H224ZM223 83V84H224ZM238 83H241V82H238ZM90 84V85H89ZM107 84V83H106ZM235 84H234V86H235ZM243 84V83H242ZM254 84H256V83H254ZM38 85V86H37ZM104 85V84H103ZM132 85V86H131ZM218 86H219V83L217 84ZM241 85V84H240ZM240 85H238V87L240 86ZM250 85V84H249ZM9 86V87H10ZM24 86V85H23ZM107 86V85H106ZM110 86V85H109ZM113 86L110 88H108L110 91H112L113 90ZM138 86V85H137ZM208 86V85H207ZM221 86V85H220ZM224 86H226L225 84H224ZM232 87H233V85H231ZM13 87V86H12ZM38 87V88H37ZM118 87H116L117 88V90L120 92V95H121V93H124V92H122V90H120V89H118ZM200 87V86H199ZM205 87V86H204ZM236 87V86H235ZM238 87H236V88H238ZM208 88V87H207ZM226 88V87H225ZM224 88V89H225ZM236 88H234V89H236ZM240 88V87H239ZM10 89V88H9ZM11 89H13V88H11ZM17 89V88H16ZM96 89V90H95ZM124 89V91L126 92V93H128V95H129V93H130V103H129V101L126 103V105L129 107L131 104H134V102H136L135 101V99L136 98H134L133 96L131 97V91H133L132 90V88H131V90L129 91V92H127L128 91V89L127 90H125ZM231 89V88H230ZM14 90H15V88H14ZM18 90V89H17ZM106 90V89H105ZM195 90V89H194ZM200 90V89H199ZM212 90V89H211ZM210 90V91H211ZM1 91V90H0ZM110 91H108V92H110ZM113 91H115V89L113 90ZM207 91V90H206ZM234 91V90H233ZM238 91H240L239 89H238ZM23 92V91H22ZM92 92V93H91ZM93 92H94V94H93ZM101 92H103V91H101ZM118 92V93H119ZM197 92V91H196ZM224 92V91H223ZM235 92H237V89H236V91ZM114 94H115V92H113ZM126 93H124L125 94V96H126ZM208 93H209V91H208ZM209 94H211V93H209ZM213 94V93H212ZM211 94V95H212ZM218 94V93H217ZM236 94V93H235ZM2 95V94H1ZM20 95V94H19ZM97 97H96V96ZM119 95V94H118ZM127 95V96H128ZM204 95H206V94H204ZM210 95V96H211ZM214 95V94H213ZM212 95V96H213ZM219 95V94H218ZM222 95V94H221ZM225 95V94H224ZM224 95H222V97L224 96ZM102 96V95H101ZM122 96H124L123 94H122ZM128 96V97H129ZM207 96V95H206ZM212 96H211V98H212ZM228 96V95H227ZM264 96V95H263ZM20 97V96H19ZM221 97V98H222ZM24 98V97H23ZM115 98V97H114ZM205 98V97H204ZM216 98V97H215ZM214 98V99H215ZM99 99V100H98ZM207 99H209V98H207ZM213 99V98H212ZM212 99H210V100H212ZM213 99V101H209L208 103H206V104H208V105H210V106H206V104H203V102H202V104L201 105H198V104H196V106H194L193 107V105L190 103V102H188V101H183V103H181V104H183L182 106H183V110H181L182 109V106H180V107H178V112H176V111H174V113L175 114H173V116H175L176 114H177V117H179L180 116V114H181V116H182V114L184 113L185 115L187 114V116L190 114L191 116H193V117H195V119H194V121H198V117H202V118H206L205 120H207V122H208V118H210V116H209V114L211 113H213L214 112V110L217 108V106H218V104H217V102H219L218 101V96H217V101H215ZM226 99V98H225ZM181 100H183V99H181ZM219 100H223V99H220L219 98ZM101 101V104L103 105H101L100 103V105L98 104V102H100ZM206 101V100H205ZM116 102V103H115ZM120 102V101H119ZM181 102V101H180ZM189 104H188V103ZM1 103H2V101L0 100V107H1ZM7 103V102H6ZM228 103V102H227ZM227 103H226V106H227ZM9 104V103H8ZM97 104H98V107H97ZM190 104H191V106L194 108V109H192V107L190 106ZM229 104H233V102H231V103H229ZM228 104V105H229ZM69 105V104H68ZM84 105V107H86ZM175 105V104H174ZM197 105H198V107H197ZM71 106V107H72ZM79 106V108L81 109V107ZM125 106V105H124ZM126 106V108H128ZM221 107H222V109L224 108V106H225V103H223V106L222 105H220ZM225 106V107H226ZM70 107V108H71ZM74 107V106H73ZM93 107V108H94ZM97 107V108H96ZM114 107H116L115 109H114ZM221 107H218L219 109H216L215 111H218V110H220V108ZM228 107V106H227ZM226 107V108H227ZM232 107H234V106H232ZM231 106H229L228 108H231L230 109V111L233 109L234 110V108H236L235 110H237V111H239V112H242L243 111V113L245 112V113H247V111L244 109V107H242V106H236V107H234V108H232ZM2 108V107H1ZM9 108V107H8ZM63 108H64V110H63ZM70 108H68V109H70ZM76 108H78V107H76ZM76 108L74 107V109L76 110ZM83 108V107H82ZM89 108V107H88ZM92 108V107H91ZM130 108H132V107H130ZM179 108H180V110H179ZM227 108V109H228ZM120 109V108H119ZM118 109V110H119ZM176 109V108H175ZM191 109V110H190ZM227 109H223L222 110V112H225L224 110H227ZM4 111L6 110V109H3ZM250 110V109H249ZM12 111V110H11ZM76 111H78V109L76 110ZM86 111V110H85ZM180 111H181V113H180ZM183 111V112H182ZM211 111V112H210ZM251 112L253 111V110H250ZM250 111H248V112H250ZM88 112V111H87ZM117 112V111H116ZM115 112V113H116ZM222 112L220 111V113L222 114ZM228 112H229V109H228ZM90 113H92V112H90ZM114 113V114H115ZM217 114L219 113V111L218 112H216ZM220 113H219V116H220ZM227 113V112H226ZM230 113V112H229ZM234 113V112H233ZM88 115H89V113H87ZM114 114H113V116H114ZM170 114H172V113H170ZM184 114H183V116L182 117H186V116H184ZM214 115L215 116V118L218 116V115ZM248 114V113H247ZM9 115V114H8ZM117 115V114H116ZM190 115H189V117L188 118H190ZM232 115V114H231ZM234 115V114H233ZM251 115H254L253 113H250V116ZM84 116V115H83ZM90 116V115H89ZM88 116V117H89ZM209 116V117H208ZM12 117V116H11ZM63 117V118H62ZM72 117V116H71ZM86 117V116H85ZM94 117V116H93ZM96 117H97V115H96ZM109 117V118H110ZM169 117V116H168ZM177 117H176V119H177ZM192 117V118H193ZM197 117V118H196ZM30 118V117H29ZM74 118V117H73ZM109 118H108V120H109ZM166 118V117H165ZM173 118V117H172ZM181 118V117H180ZM219 117H217L216 119H218ZM244 118V117H243ZM62 119V120H61ZM64 119V120H65ZM94 119V118H93ZM113 119V118H112ZM187 118H185V120H186ZM197 119V120H196ZM215 119V120H216ZM221 119V118H220ZM220 119L219 120H216V121H220ZM70 120V119H69ZM106 120V119H105ZM177 120H179V119H177ZM182 120H183V118H182ZM182 120H179L180 121V124L182 123ZM201 120V119H200ZM203 120V119H202ZM201 120V122H202V124H204V126L207 124H205V120L204 121H202ZM234 120V119H233ZM236 120V119H235ZM239 120V119H238ZM251 120V121H250ZM249 121L251 122L250 124H251V126L252 125H258L259 124V122H258V124L256 123L257 121L255 120V119H250ZM36 121V122H37ZM71 121H72V119H71ZM112 121V120H111ZM169 121V120H168ZM184 121V120H183ZM190 121H192L191 120V118H190ZM248 121V122H249ZM259 121V120H258ZM26 122V121H25ZM65 122V121H64ZM76 122V121H75ZM123 122V121H122ZM178 122V121H177ZM176 122V123H177ZM186 122L188 123L189 122V120L187 119L186 120ZM184 123V125L186 124L187 125V123ZM193 122V121H192ZM212 122V121H211ZM236 122V121H235ZM262 122V121H261ZM66 123V122H65ZM209 123V122H208ZM242 123H243V120H242ZM245 123H247V122H245ZM6 124V123H5ZM87 124V123H86ZM190 124V123H189ZM194 125H195V123H193ZM198 124H200V123H198ZM210 125H211V123H209ZM39 125V126H40ZM63 125H64V123H63ZM70 125V124H69ZM98 125V124H97ZM171 125V124H170ZM235 125V124H234ZM237 125V124H236ZM235 125V126H236ZM8 126V125H7ZM11 126V125H10ZM102 126V125H101ZM111 126V125H110ZM191 126V125H190ZM193 126V125H192ZM207 126H209V125H207ZM222 126V125H221ZM231 126V125H230ZM240 126V125H239ZM245 126V125H244ZM244 126H242V127H244ZM247 126H249L250 128H253V127H251L250 125H249V123H247ZM246 126V127H247ZM255 126V127H256ZM71 127V126H70ZM186 127V126H185ZM202 127V126H201ZM30 128V127H29ZM39 128V127H38ZM173 128V127H172ZM211 128H212V125H211ZM214 128V127H213ZM229 128V127H228ZM248 128V127H247ZM33 129V128H32ZM69 131L70 130H72V129H69V127L67 128ZM66 129V130H67ZM195 129V128H194ZM203 129H204V127H203ZM202 129V130H203ZM236 129V128H235ZM240 129V128H239ZM104 130V129H103ZM179 130H180V128H179ZM186 130H187V128H186ZM190 129H189V125H188V131H189ZM193 130V129H192ZM201 130V131H202ZM206 130H208V129H206ZM206 130H204V131H206ZM212 130V129H211ZM217 130V129H216ZM241 130V129H240ZM248 130L249 129H247V132H248ZM2 131V130H1ZM41 131V130H40ZM54 131H55V133H54ZM62 131V132H61ZM182 131V130H181ZM191 131V130H190ZM203 131V132H204ZM209 131H210V126H209ZM208 131V132H209ZM218 131V130H217ZM233 131V130H232ZM243 131V130H242ZM67 132V131H66ZM207 132V131H206ZM207 132V133H208ZM219 132H220V130H219ZM237 132V131H236ZM245 134H246V131L244 130L243 131ZM33 133V132H32ZM58 133V134H57ZM59 133H62V134H59ZM72 133V132H71ZM106 133H108V132H106ZM222 133V132H221ZM230 133V132H229ZM238 133H240V132H238ZM37 134V133H36ZM53 134H56V135H53ZM188 134H190V133H188ZM195 135L196 134V131H195V133H194V131H193V133L191 132V135ZM243 134V133H242ZM30 135V134H29ZM34 135V134H33ZM47 135H48V137H47ZM61 135V136H60ZM207 135V134H206ZM244 135V134H243ZM32 136V135H31ZM39 136V135H38ZM53 136H55V137H53ZM208 136V135H207ZM220 136V135H219ZM223 136V135H222ZM235 136V135H234ZM238 135H236V137H237ZM241 136L242 135H239V137L241 138ZM192 137H194V136H192ZM192 137H191V139H192ZM210 137V136H209ZM56 138H58V137H56ZM63 138V137H62ZM174 138V137H173ZM195 138V137H194ZM216 138H218V137H216ZM242 138H243V136H242ZM247 138V137H246ZM40 139V138H39ZM114 139V138H113ZM189 139V138H188ZM199 139V138H198ZM208 140H211V139H208ZM106 141V140H105ZM198 141V140H197ZM212 141H213V139H212ZM74 142V141H73ZM113 142V141H112ZM187 142H189V141H187ZM202 142V141H201ZM27 143V142H26ZM37 143V142H36ZM35 143V144H36ZM45 143V145L43 146V144ZM58 143V142H57ZM110 143V142H109ZM198 143V142H197ZM204 143V142H203ZM211 143V142H210ZM236 143V142H235ZM240 143V141L238 142V145H240V147H241V143ZM1 144V143H0ZM68 144V143H67ZM196 144V143H195ZM209 144V143H208ZM213 144V143H212ZM215 144V143H214ZM25 145V144H24ZM69 145V144H68ZM72 145V144H71ZM75 145V144H74ZM104 145H105V143H104ZM108 145V144H107ZM150 145V144H149ZM178 145V144H177ZM200 145V144H199ZM203 146H204V144H202ZM1 146V145H0ZM28 146V145H27ZM81 146V145H80ZM111 146V145H110ZM209 146V145H208ZM41 147V148H42ZM182 147V146H181ZM233 147V146H232ZM239 147V148H240ZM28 148H30V147H28ZM32 148V147H31ZM145 148V147H144ZM151 148V147H150ZM185 148V147H184ZM187 148V147H186ZM79 149V148H78ZM190 149L192 150V147H190ZM196 149V148H195ZM205 149H206V147H205ZM19 150V149H18ZM29 150V149H28ZM136 150V149H135ZM175 150V149H174ZM188 150V151H187ZM191 150H189V149H186V150H184L185 152H183V153H186V157H187V159H186V157H184L186 160H185V165L186 166H189V165H187V163H189V160H190V162L191 161H193L195 158V155H194V152H197L198 154H199V152H200V150L199 149H197L196 151H194V150H192L193 151V153H192V151ZM199 150V151H198ZM73 151V150H72ZM115 151V150H114ZM132 152V151H131ZM208 152H210V151H208ZM207 152V153H208ZM233 152V151H232ZM238 152H240V150H238ZM238 152H236L237 153V158L239 157V153ZM196 153V155L198 156V154ZM204 153H205V151H204ZM235 152H233V153H231V154H234ZM235 153V154H236ZM29 154V153H28ZM117 154V153H116ZM142 154L143 153H138L137 154V158H142L143 159V157L144 156H142ZM201 154V153H200ZM208 154H210V153H208ZM81 155V154H80ZM207 155V154H206ZM63 159H60V157ZM76 156H77V154H76ZM147 156H149V155H147ZM183 156H184V154H183ZM196 156V157H197ZM203 156V155H202ZM20 157H22V156H20ZM42 157H40V158H42ZM67 157V156H66ZM79 157V156H78ZM127 157V156H126ZM132 157V156H131ZM209 157V156H208ZM232 157H233V155H232ZM23 158V157H22ZM69 158V157H68ZM82 158H83V156H82ZM197 158H199V157H197ZM196 158V159H197ZM234 158V157H233ZM236 158V159H237ZM95 159V158H94ZM141 159V160H142ZM202 159H203V157H202ZM201 159V160H202ZM240 159V161H241V158H239ZM239 159H237L238 161H239ZM30 160V159H29ZM56 160V163L54 164V161ZM155 160V159H154ZM187 160H188V162H187ZM198 160V159H197ZM204 160V159H203ZM209 161H211V158H210V160ZM228 161V160H227ZM233 161V160H232ZM236 161V160H235ZM67 162V161H66ZM79 162V161H78ZM180 162V161H179ZM187 162V163H186ZM198 161H196V163H197ZM200 162V161H199ZM195 163V164H193L192 166H189V167H192V168H194L196 165L198 166V164H200V163ZM205 162V161H204ZM204 162H202L201 161V163L203 164ZM208 162V161H207ZM237 162V161H236ZM65 163V162H64ZM206 163V162H205ZM222 163V162H221ZM228 163V162H227ZM241 163V162H240ZM232 164V163H231ZM179 165V164H178ZM182 165H184V164H182ZM206 165V164H205ZM208 165V164H207ZM236 165V164H235ZM200 166V165H199ZM198 166V167H199ZM229 167H230V165H228ZM5 167V166H4ZM79 167V166H78ZM137 167V166H136ZM236 167V166H235ZM14 168V167H13ZM18 168V167H17ZM24 168V169H25ZM34 168L36 169V170H34ZM80 168V167H79ZM86 168V167H85ZM183 168H186L185 166L183 167ZM188 168V167H187ZM203 168V167H202ZM110 169V168H109ZM113 169L114 168H112V172H111V170H110V172H111V174H110V176H111V180L113 179V177H114V174H115V172L113 171ZM116 169V168H115ZM122 169V168H121ZM144 169V168H143ZM148 169V168H147ZM226 169V168H225ZM6 170H7V167H6ZM14 170V169H13ZM21 170V169H20ZM69 170V169H68ZM180 170V169H179ZM184 170V169H183ZM187 170V169H186ZM186 170H184V171H186ZM199 170H201V169H199ZM203 170V169H202ZM206 170V169H205ZM208 170V169H207ZM14 171H16V170H14ZM66 171V170H65ZM122 171V170H121ZM125 171V170H124ZM193 171V170H192ZM197 171H198V169H197ZM250 171V170H249ZM12 172V171H11ZM81 172V171H80ZM109 172V173H110ZM117 172H119V171H117L116 170V173ZM134 172V171H133ZM140 172V171H139ZM143 172V171H142ZM188 172V171H187ZM200 172V171H199ZM202 172V171H201ZM203 172H204V170H203ZM235 172V171H234ZM238 172V171H237ZM7 173V172H6ZM22 173V172H21ZM22 173V174H23ZM122 173V172H121ZM181 173V172H180ZM180 173H178V174H180ZM183 173V172H182ZM231 173V172H230ZM233 173V172H232ZM240 173V172H239ZM245 173V172H244ZM78 174V173H77ZM86 174V173H85ZM196 174H198V173H196ZM117 175V174H116ZM133 174H132V172H131V179H133L134 178V176H132ZM181 175V174H180ZM179 175V176H180ZM189 175V174H188ZM194 175V174H193ZM193 175H190L189 177H191V176H193ZM234 175H236V173L234 174ZM17 176V175H16ZM65 176V175H64ZM64 176L62 177L63 179H64ZM67 176V175H66ZM109 176V177H110ZM113 176V177H112ZM184 176H186V175H184ZM183 176V177H184ZM195 176V175H194ZM240 176V175H239ZM84 177V176H83ZM236 177H238L237 175H236ZM235 177V178H236ZM82 178V177H81ZM123 178V177H122ZM130 178V177H129ZM153 178V177H152ZM15 179V178H14ZM148 179V178H147ZM155 179V178H154ZM184 179V178H183ZM196 179V178H195ZM6 180V179H5ZM16 180V179H15ZM108 180V179H107ZM110 180V182H112ZM152 180V179H151ZM185 180V179H184ZM242 179L241 178H239V181H241ZM244 180V179H243ZM7 181V180H6ZM125 181V180H124ZM183 181V180H182ZM238 180H236L235 182H237ZM97 182V181H96ZM151 182V181H150ZM172 182V181H171ZM185 182L186 181H184V185H185ZM231 182H232V180H231ZM234 182V183H235ZM243 182V181H242ZM7 183V182H6ZM77 183V182H76ZM124 183V182H123ZM173 183V182H172ZM187 183V182H186ZM110 184H112V183H110ZM114 184V183H113ZM130 184H131V182H130ZM175 184H176V182H175ZM181 184V182L179 183V185ZM183 184V183H182ZM236 184H239V182L238 183H236ZM10 185V186H9ZM179 185H177V186H179ZM235 185V184H234ZM240 185V184H239ZM9 186V187H8ZM80 186V185H79ZM83 186V185H82ZM134 186V184L132 185V187ZM153 186V185H152ZM176 186V185H175ZM238 186V185H237ZM158 187V186H157ZM240 188V187H239ZM97 190V189H96ZM112 190V189H111ZM6 191V190H5ZM7 191V192H8ZM175 191H176V189H175ZM112 192V191H111ZM115 192V191H114ZM171 192V191H170ZM208 192V191H207ZM4 193V192H3ZM83 193V192H82ZM118 193V192H117ZM84 194V193H83ZM106 194V193H105ZM86 197V196H85ZM226 197V196H225ZM165 199V198H164ZM217 199V198H216ZM221 200H224V199H221ZM249 200V199H248ZM218 201V200H217ZM220 201V200H219ZM57 202V203H56ZM175 202V201H174ZM177 202V201H176ZM221 202H223V201H220V203ZM228 202V201H227ZM233 202V201H232ZM158 203V202H157ZM167 203H168V201H167ZM214 203V202H213ZM224 203V202H223ZM225 203H226V200H225ZM229 203H231V202H229ZM174 204H176V203H174ZM215 204H216V202H215ZM218 204H219V202H218ZM246 204V203H245ZM220 205V204H219ZM223 205V204H222ZM216 206H217V204H216ZM216 206H213L214 208H216ZM221 206V205H220ZM229 206V205H228ZM231 206V205H230ZM230 206H229V208H230ZM246 206V205H245ZM1 207V206H0ZM213 207H211V209L213 208ZM4 208V207H3ZM7 208V207H6ZM11 207H8L7 209H5L6 211H8V209H10ZM64 208V207H63ZM65 208H66V206H65ZM219 208H222V207H219ZM218 208V209H219ZM246 208V207H245ZM58 209V210H59ZM60 209V210H61ZM217 209V210H218ZM12 210H14V209H12ZM213 211H214V209H212ZM221 210V209H220ZM225 211H226V209H224ZM224 210H222V211H224ZM10 211V210H9ZM27 211V212H28ZM63 211V210H62ZM64 211H66V210H64ZM210 211V210H209ZM215 211H216V209H215ZM221 211V212H222ZM5 212V211H4ZM54 212V213H53ZM60 211H57V213H59ZM220 212V211H219ZM210 213V212H209ZM218 213V212H217ZM222 213H224V212H222ZM220 214V215H224V214ZM226 213H228V212H226ZM7 214V213H6ZM12 214V213H11ZM28 214V213H27ZM53 214L55 215V216H53ZM62 214V213H61ZM64 214V213H63ZM62 214V215H63ZM219 214V213H218ZM232 214V213H231ZM230 214V215H231ZM9 215V214H8ZM7 215V216H8ZM14 215V214H13ZM206 215H207V217L209 216L208 215V211L206 212ZM216 215V214H215ZM218 216V217H221V216ZM233 215V214H232ZM2 216V215H1ZM1 216H0V219H1ZM15 216V215H14ZM13 216V217H14ZM13 217H9V218H13ZM19 217H20V215H19ZM40 217V218H39ZM216 217V216H215ZM4 218V217H3ZM21 218V217H20ZM210 218V217H209ZM228 220H229V216L228 217H226ZM239 218H241V217H239ZM16 219V218H15ZM14 219V220H15ZM211 219L212 218H210L209 220L211 221ZM214 219V218H213ZM225 218H223V220H224ZM233 219V218H232ZM25 220V219H24ZM62 220V219H61ZM220 220H222V219H220ZM231 220V219H230ZM26 221V220H25ZM213 221V220H212ZM225 221H227V220H225ZM225 221H223V222H225ZM222 222V223H223ZM228 222H231V221H227V223ZM37 223V224H36ZM60 223V222H59ZM204 223V222H203ZM208 223V221L206 222V224ZM214 222H212V224H213ZM221 223V224H222ZM54 224H56V225H54ZM61 224H62V222H61ZM60 224V225H61ZM205 224V225H206ZM219 224V223H218ZM209 225L211 226V224L209 223ZM2 226V225H1ZM206 226H208V225H206ZM210 226H208V227H210ZM213 226L214 225H212V228H213ZM218 225L216 224V226L215 227H217ZM226 226H228V225H226ZM57 227V226H56ZM213 228V230H212V232L210 233V234H214V236L217 234V232H215V230L214 229H216V228ZM201 228V227H200ZM219 228V227H218ZM228 228V227H227ZM227 228H225V229H227ZM230 228V227H229ZM228 228V229H229ZM205 228H203V230H204ZM210 229H211V227H210ZM225 230L224 229V226H223V228L221 227V230ZM231 229H232V227H231ZM27 230V229H26ZM51 230H53V229H51ZM203 230H201V231H203ZM206 230V229H205ZM203 231L202 233L203 234H206V233H204V232H206V231ZM192 231H193V229H192ZM201 231L198 233L199 235H201L202 233H201ZM217 231V230H216ZM219 231V230H218ZM231 231V230H230ZM233 231V230H232ZM18 232V231H17ZM197 232V231H196ZM201 233V234H200ZM209 233V232H208ZM216 233V234H215ZM17 233H15V235H16ZM50 234V233H49ZM195 233H193V235H194ZM208 235V234H207ZM207 235H205V240H203V241H205L204 243H205V245H211L212 244V242H210L211 240H212V238L210 237V239H209V241L206 243V237H207ZM196 236H198L197 234H196ZM202 236H204V235H202ZM202 236H200V237H202ZM210 236V235H209ZM208 236V237H209ZM211 236H213V235H211ZM217 236V235H216ZM221 236V235H220ZM219 235L217 236V237H215V238H213V240L216 242V240H217V238L219 237V238H221ZM15 237H17V235L15 236ZM191 237H192V235H191ZM190 237V238H191ZM199 237V238H200ZM226 237V236H225ZM18 238V237H17ZM16 238V239H17ZM194 238H197V237H195V235H194V237H193V239ZM219 238H218V240H217V242L219 241L220 242V240H221V243H222V239H220L219 240ZM229 238V240H224V244L226 245V247L228 248V247H233L234 245H235V240H230V236L228 235V237H226L225 239H228ZM232 238V237H231ZM234 238V237H233ZM13 239V238H12ZM19 239V238H18ZM198 239V238H197ZM204 239V238H203ZM260 239V238H259ZM259 239H256L255 241L257 242V246H260V244L261 243H259V241L260 242H262L261 240H259ZM119 240V239H118ZM187 240H189V239H187ZM12 241H14V240H12ZM18 241V240H17ZM213 241V243L215 244V242ZM21 242H19L18 241V243H21ZM210 242V243H209ZM218 242V243H219ZM256 242H255V244H256ZM15 243H17L16 241H15ZM21 243V244H22ZM191 243V242H190ZM189 243V244H190ZM217 243V244H218ZM194 244V243H193ZM197 244H203V243H197ZM213 244V245H214ZM118 245H120V242H118ZM192 245V244H191ZM204 245V244H203ZM212 245V246H213ZM15 246V245H14ZM17 246V245H16ZM18 246H19V244H18ZM35 246V247H34ZM194 246V245H193ZM195 246H197V245H195ZM211 246V247H212ZM221 246V245H220ZM236 246V245H235ZM256 246V245H255ZM256 246V247H257ZM25 247V246H24ZM34 247V248H33ZM38 247H40V246H37L36 248H38ZM42 247V246H41ZM119 247V246H118ZM123 247V246H122ZM190 247V245L188 246V248ZM199 247V246H198ZM203 247V246H202ZM225 247V246H224ZM20 248H21V246H20ZM121 248V247H120ZM192 248V247H191ZM191 248H190V253H191ZM195 248V247H194ZM200 248V247H199ZM198 248V249H199ZM206 248L208 249V250H206ZM220 248V247H219ZM259 248V247H258ZM130 249V248H129ZM127 250V248H125L124 250H127L126 252L128 253L129 251V253H135V251L133 252L132 250ZM193 249V248H192ZM197 249V250H198ZM202 249H205V250H203V257H205L204 255H206V256H209V257H207V258H210V259H212V257H211V253L209 254L207 251H210V250H212V249H210V248H208V246H206L205 248H202ZM116 250H117V248H116ZM123 250V251H124ZM196 250V251H197ZM215 250V249H214ZM221 250V249H220ZM25 251H26V249H25ZM31 251V250H30ZM200 251H202V250H200ZM31 252H33V251H31ZM36 252V251H35ZM125 252V251H124ZM125 252V253H126ZM186 252V251H185ZM199 254H200V252H199V250L197 251ZM196 252V253H197ZM212 252V251H211ZM4 253V252H3ZM34 253V252H33ZM115 253H119L118 251H116ZM188 253V252H187ZM197 253V254H198ZM206 253V254H205ZM5 254V253H4ZM32 254V253H31ZM122 254H123V252H122ZM137 254V253H136ZM192 254V253H191ZM194 255H195V253H193ZM212 254H213V252H212ZM21 255V254H20ZM33 255V254H32ZM35 256V255H34ZM192 256V255H191ZM197 256V255H196ZM5 257V256H4ZM121 257V256H120ZM125 258V257H124ZM207 258H203V259H205L204 261H208L209 259H207ZM122 259V258H121ZM202 259V258H201ZM213 260V259H212ZM0 261H1V259H0ZM197 261V260H196ZM7 262H6V264H7ZM104 262V261H103ZM124 262V261H123ZM191 262V261H190ZM203 262V261H202ZM209 262V261H208ZM211 262V261H210ZM209 262V263H210ZM4 263V262H3ZM105 263V262H104ZM192 263V262H191ZM205 263V262H204ZM207 263V262H206ZM197 264H199V263H197ZM200 264H202V263H200Z\"/></svg>",
	"mask_w": 264,
	"mask_h": 264
}]
</instances>
